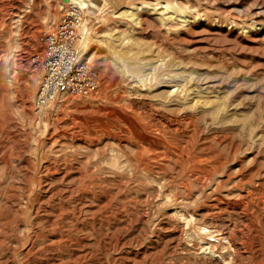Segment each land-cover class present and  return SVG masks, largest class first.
<instances>
[{
  "label": "rangeland",
  "instance_id": "374dc122",
  "mask_svg": "<svg viewBox=\"0 0 264 264\" xmlns=\"http://www.w3.org/2000/svg\"><path fill=\"white\" fill-rule=\"evenodd\" d=\"M69 6L98 88L41 107ZM0 264H264V0H0Z\"/></svg>",
  "mask_w": 264,
  "mask_h": 264
},
{
  "label": "built area",
  "instance_id": "2783aa9c",
  "mask_svg": "<svg viewBox=\"0 0 264 264\" xmlns=\"http://www.w3.org/2000/svg\"><path fill=\"white\" fill-rule=\"evenodd\" d=\"M82 21L80 8L66 7L63 17L45 34L37 105L45 106L59 95H88L98 88L99 76L89 60L81 58L76 44Z\"/></svg>",
  "mask_w": 264,
  "mask_h": 264
},
{
  "label": "bare ground",
  "instance_id": "6f19581e",
  "mask_svg": "<svg viewBox=\"0 0 264 264\" xmlns=\"http://www.w3.org/2000/svg\"><path fill=\"white\" fill-rule=\"evenodd\" d=\"M70 1H72V2H74V3H76V5H81L83 2H84V0H70ZM163 2V1H162ZM155 8H160V9H167L168 10V4L166 3V2H163V3H161V5L159 6V7H155ZM164 11V10H163ZM167 12V11H166ZM171 12V11H170ZM174 12H172L171 14H173ZM132 14H134V13H132ZM171 16L172 15H168V17H170L171 18ZM132 17H134V15H132ZM167 17V18H168ZM136 18H137V16H136ZM137 19H135V21H136ZM138 22H139V20H138ZM80 49H81V51H82V53H84L85 54V50H86V48H85V46L84 45H82L81 47H80ZM80 51V50H79ZM164 85H167V84H164ZM169 86H170V84H169ZM172 86V85H171ZM179 86V85H178ZM183 87V86H182ZM180 88H181V86H180ZM183 88H185V87H183ZM177 89H179V87L177 88ZM186 90V89H185ZM172 90H169V92H171ZM175 91H176V89H175ZM179 91V90H178ZM188 91H190V90H188ZM168 92V94H171V93H169ZM181 92H182V90H181ZM180 92V93H181ZM167 93V92H166ZM179 93V92H178ZM179 93V94H180ZM189 93V92H188ZM176 94H177V92H176ZM183 94V93H182ZM173 95V94H172ZM174 95H175V93H174ZM187 95V94H186ZM190 95V94H189ZM188 95V96H189ZM178 96V95H177ZM174 99V98H173ZM172 99V100H173ZM182 99V98H181ZM180 99V104L179 105H181V103H182V100ZM175 101V100H174ZM178 102V101H177ZM135 104L136 105H138L139 107H146V103L145 102H143V101H139V100H137V101H135ZM171 104H173V103H171ZM175 104H177V103H175ZM179 105H178V107H179ZM182 105H184L183 103H182ZM177 108V107H176ZM180 108V107H179ZM185 108V107H184ZM213 113V112H212ZM154 114V113H153ZM213 115H215V113L213 114ZM155 116L156 117H158L159 119V121H161V123H163L165 126H166V128L167 129H170V130H178V131H182L183 132V134H184V132H186V133H188V131H187V129L186 128H188L187 126H185V123L184 122H182L181 120L179 121V120H176V119H172V116H171V118L169 117V116H167V115H161V114H159V113H155ZM156 120V119H155ZM157 120V121H158ZM189 120H190V122H192V120H191V118L189 117ZM158 121V122H159ZM193 123V122H192ZM160 124V123H159ZM163 125V126H164ZM193 126V125H192ZM192 126H190V127H192ZM194 128V127H193ZM192 131V130H191ZM185 133V134H186ZM187 136H189L188 134H186ZM184 136V135H183ZM186 136V137H187ZM189 138V137H188ZM181 139V138H180ZM183 139V138H182ZM187 139V138H186ZM185 139V140H186ZM185 140H180V141H185ZM179 141V142H180ZM191 141V140H190ZM179 142H178V144H179ZM189 142V141H188ZM187 141L186 142H183L185 145H186V143H188ZM192 142V141H191ZM191 142H189L190 144H191ZM189 143H188V145H189ZM180 145H181V143H180ZM187 145V146H188ZM150 146V145H149ZM183 146V145H182ZM190 146V145H189ZM192 146H193V143H192ZM151 147V146H150ZM156 147V146H155ZM186 147V146H185ZM201 147H202V145H201ZM200 147V148H201ZM189 148V147H188ZM203 148V147H202ZM155 149V148H154ZM153 149V150H154ZM184 150V149H183ZM189 150H190V148H189ZM192 150V149H191ZM193 150H194V148H193ZM196 150V149H195ZM202 151H203V149H202ZM190 152H192V151H190ZM199 152V151H198ZM203 154H204V151L202 152ZM202 154V155H203ZM194 154H192V156H193ZM199 155H201V154H199ZM201 155V156H202ZM200 157V156H199ZM194 158H195V156H194ZM196 159V158H195ZM219 159V158H218ZM214 160V159H213ZM220 160V159H219ZM215 161V160H214ZM225 161V160H224ZM227 161V160H226ZM225 161V162H226ZM191 162H193V161H191ZM195 162V161H194ZM212 163V162H211ZM210 163V164H211ZM214 164H215V162H214ZM214 164H212V166L214 165ZM217 164V163H216ZM218 165V164H217ZM216 165V166H217ZM219 165H220V162H219ZM208 167V166H207ZM218 167V169H219V166H217ZM224 167V166H223ZM211 168V167H210ZM209 168V169H210ZM215 168V167H214ZM222 169H224V168H222ZM221 169V167H220V170H222ZM153 170V169H152ZM209 171H211V170H208L207 171V169H206V173H208ZM223 171V170H222ZM221 172V171H220ZM155 173V172H154ZM148 175H150V174H148ZM210 176V175H209ZM163 177H164V175H163ZM248 177H250V176H247L246 178H248ZM243 179H245V178H243ZM250 178H248L247 180H249ZM228 180V179H227ZM241 180V179H240ZM240 180L238 181V182H240ZM221 181V180H220ZM246 181V180H245ZM225 182V181H224ZM242 182H244L243 180L240 182V183H242ZM247 182V181H246ZM249 182V181H248ZM245 183V182H244ZM223 184V183H222ZM224 185V184H223ZM248 185V184H247ZM242 188V187H241ZM86 190H90V189H86ZM90 191H93V190H90ZM94 192V191H93ZM92 194H94V193H92ZM206 234V233H205ZM224 235V234H223ZM228 235V234H227ZM225 236V235H224ZM229 236V235H228ZM225 238V237H224ZM230 239V238H229ZM234 240H232V242H233ZM230 242H231V239H230ZM236 243V242H235ZM234 244V243H233ZM232 247H234V246H232ZM234 250L235 249H237V248H233ZM233 251V250H232Z\"/></svg>",
  "mask_w": 264,
  "mask_h": 264
}]
</instances>
